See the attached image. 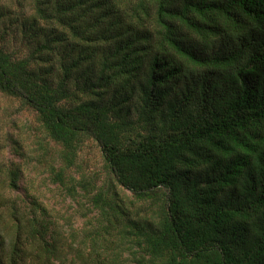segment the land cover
<instances>
[{"label": "trees", "instance_id": "1", "mask_svg": "<svg viewBox=\"0 0 264 264\" xmlns=\"http://www.w3.org/2000/svg\"><path fill=\"white\" fill-rule=\"evenodd\" d=\"M30 4L20 18L0 8L30 51L15 59L0 45V92L37 115L67 163L79 136L93 140L112 186L88 194L100 231L73 257L37 199L0 192V264H264V0ZM136 92L133 126L162 124L130 137L131 118L113 116L130 117ZM7 178L16 192L20 169ZM49 178L70 198L87 185ZM115 188L151 201L155 217L129 216Z\"/></svg>", "mask_w": 264, "mask_h": 264}, {"label": "rangeland", "instance_id": "2", "mask_svg": "<svg viewBox=\"0 0 264 264\" xmlns=\"http://www.w3.org/2000/svg\"><path fill=\"white\" fill-rule=\"evenodd\" d=\"M30 1L32 0L22 2L0 0V8L10 9L12 15L20 18L19 10L22 7L26 16L32 13L33 7H31ZM19 4H21V8L17 6ZM5 28H8L7 34L3 32ZM9 28L10 22L7 20L4 24H0L1 48L12 54L15 59L26 58L30 51L25 45V39L18 31L11 33ZM105 98H108V94ZM140 106L141 94L136 92L132 101L129 102L130 112H133L130 117L124 113L120 114V117L118 114L113 116V120L124 126L125 123L130 122L131 118L133 124L126 130L130 137H135L138 134L147 135L153 131L152 126L159 127L162 124L153 116L151 122L142 121L140 125L133 126L140 116ZM64 153L62 147L51 142L43 132L40 120L33 111L25 107L19 100L0 92V192L4 196H11L12 199L19 202L20 206H22L20 202L25 200L27 193L37 199V202L47 208L54 218L56 231L63 238V242L69 244L73 238L71 253L68 255V257H73L77 253L73 248H78L77 245L84 242V236L88 231H90L89 235L92 232L95 234L100 231L96 226L98 212L90 213L91 205L87 201L88 194H96L97 191L112 185L104 170L101 151L93 140L83 135L79 136L70 149L68 163L64 159ZM15 168L20 169L19 189L14 193L7 194L3 182L8 179L9 170ZM60 170H62L64 186L69 188L77 182L85 181L87 183L85 191L79 190L78 193V189H76L78 197L70 198L61 187L52 184L49 177L54 175L55 171ZM112 193L117 201L129 203L126 205L129 216L133 217V214L142 209L143 214H146L150 219L155 217L156 207L151 205V201H136L129 192L119 188H115ZM131 204H133V208H131ZM89 214L90 218L84 217ZM110 240L112 239L109 238L103 246H110ZM97 244V251L102 252L100 242ZM63 250L65 251L67 248L64 246ZM82 251L85 255L92 252L90 256V260H92L94 253L89 246L83 247ZM123 258H126L125 254H123Z\"/></svg>", "mask_w": 264, "mask_h": 264}]
</instances>
